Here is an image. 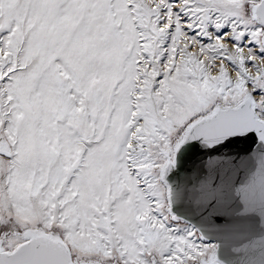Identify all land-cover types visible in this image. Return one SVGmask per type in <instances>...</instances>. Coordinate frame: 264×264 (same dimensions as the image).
<instances>
[{
	"label": "snow or ice",
	"instance_id": "1",
	"mask_svg": "<svg viewBox=\"0 0 264 264\" xmlns=\"http://www.w3.org/2000/svg\"><path fill=\"white\" fill-rule=\"evenodd\" d=\"M0 264H264V0H0Z\"/></svg>",
	"mask_w": 264,
	"mask_h": 264
}]
</instances>
